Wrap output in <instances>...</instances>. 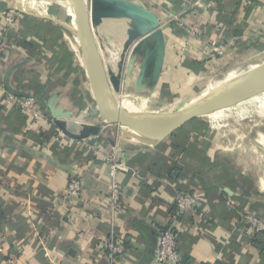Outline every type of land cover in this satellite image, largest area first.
Masks as SVG:
<instances>
[{
  "label": "crops",
  "instance_id": "0c3cea01",
  "mask_svg": "<svg viewBox=\"0 0 264 264\" xmlns=\"http://www.w3.org/2000/svg\"><path fill=\"white\" fill-rule=\"evenodd\" d=\"M129 1L152 10L164 35L163 65L150 96H188L195 79L213 66L264 48V0ZM2 19L0 85L5 91L6 81L11 90L30 95L40 86L44 109L54 97L52 106L61 114L74 115L78 106L89 113L75 121L57 118L71 135L55 140V124L13 115L16 111L3 105L0 94V264H106L104 243L112 230L126 248L119 264H156L158 235L170 224L180 191L195 194L198 203L174 224L178 264H264L251 241L254 234L241 221L248 213L264 220V181L255 182L249 167L236 169V133L217 141L210 132L187 141L172 134L157 142L109 126L95 118L88 81L83 86L72 54L65 55V31L46 33L45 23L37 21L24 37L34 43L30 49L8 35L23 29L21 18L14 29L5 30ZM105 22L97 30L113 27ZM191 28L195 38L186 34ZM95 41L102 59L103 39L96 35ZM116 44L110 48L118 52ZM143 57L136 55L132 86ZM144 85L151 86L150 81ZM81 122L98 125L100 132L74 137L83 132ZM95 141L104 151L115 146L128 170L120 177L123 201L115 217L105 204L108 166L87 149ZM72 176L80 178L82 192L66 198Z\"/></svg>",
  "mask_w": 264,
  "mask_h": 264
},
{
  "label": "water",
  "instance_id": "95a60500",
  "mask_svg": "<svg viewBox=\"0 0 264 264\" xmlns=\"http://www.w3.org/2000/svg\"><path fill=\"white\" fill-rule=\"evenodd\" d=\"M76 17L77 38L80 39V51L84 60V71L90 86L91 98L95 104L97 112L109 126H117L122 130L128 128L132 134H137L143 138L153 141H162L176 131L186 126L189 122L199 117L209 115L229 108L237 103L255 95L264 87V62L257 68L248 71L243 77L236 81V86L232 89L226 88V93L221 95H210L195 103L180 108L174 112L148 113L142 115H132L124 111L120 106L110 104L105 94L110 93L109 85L114 92L119 91L121 83L120 71L125 59V53L129 52L125 64L126 87L132 82V71L134 61L138 53H144L140 64L139 76L135 80L134 92L137 94H151L152 84L159 78L164 60V35L160 27L158 16L149 8L135 1L129 0H90L86 5L85 0H67ZM107 20L124 21L127 27L125 32L129 43L121 52L118 64L119 74H114L111 70H103L100 53L95 41L98 26ZM122 23H119L121 25ZM132 35V36H131ZM11 70L7 72L5 80L9 78ZM146 80L151 86H146ZM8 92L19 97H27L30 94L24 91L11 90L6 81ZM230 87V86H228ZM54 97L47 103V111L55 120V126L64 134L71 135L65 128L64 121L81 120L80 116L75 117L72 113L61 114L52 104ZM83 132L76 138H85L89 135L97 136L100 132L98 125L82 123ZM126 131V130H125ZM73 137V136H72ZM113 145V144H112ZM264 153V151H263Z\"/></svg>",
  "mask_w": 264,
  "mask_h": 264
},
{
  "label": "rangeland",
  "instance_id": "374dc122",
  "mask_svg": "<svg viewBox=\"0 0 264 264\" xmlns=\"http://www.w3.org/2000/svg\"><path fill=\"white\" fill-rule=\"evenodd\" d=\"M85 2L88 6L90 0H85ZM22 3L30 7L32 5L34 8L27 7L26 9H21ZM22 3L21 1L20 3H16L15 1L0 0V8L15 9L20 12L21 15L32 17L36 19V21L41 20L45 23V26L49 28V31H65L64 38L67 40L65 48L69 51V54H72L74 60L76 61L74 63L76 66L75 68H78L79 70V74H77L82 78L83 86H86V74L79 62V57L80 55L82 56L79 47V38L78 49L76 50L73 47V42L77 39V24L76 17L71 6L64 3L62 0H23ZM14 4H16V6ZM125 21L126 20L122 22L107 20L105 24L108 23L110 26L113 25V27L106 26L104 28L107 29L104 31L97 30L98 32L96 35H98L100 40L103 39V48L101 47V60L104 68L103 70H105L106 74L108 73L107 70H112L114 74H119L118 71L120 68L118 64L120 62V55L122 54L121 52H125L123 49H125L124 47L129 43L125 32V28L127 27ZM119 23L122 24L119 25ZM113 43H117L116 45H119L118 52L116 48L114 51L110 48ZM128 54L129 52L125 53V59L123 60V65L120 71L121 83L119 91L114 92L112 86L109 85L110 93L107 94L109 102L111 105L118 107L120 99L133 94L145 99L147 112L154 114L174 112L180 108L188 106L194 99L201 100L212 94L221 95V93H226L227 91H224L226 88H234L236 86L235 83L239 78L243 77L248 71L257 68L264 62V48L262 46V48L256 50L255 53H241L237 55L236 58L233 57L231 60H226L213 66L212 71H208L206 74H203L195 79L194 85L191 89L192 93L190 92L188 96L183 97L179 94L173 96L168 95V93L164 94L163 92H158L152 95V97L150 96L151 94L148 93L140 95L136 92L132 93L131 91L132 89L134 90V86L131 84L126 87L124 82V63H126ZM202 94H205L202 96L203 98L201 97ZM263 94L264 87L245 101L217 111L213 114L199 117L188 123H191L190 127L192 126V128H199V134H206L207 132H210L209 135L214 137L216 141L219 136H222L223 138H230V136H233V133H236V169L240 170L245 169L244 167H249L251 172L250 176L253 177L252 179L255 180V182L259 181V179H263L262 181H264V114L260 111L264 106V103L262 104L258 100H255ZM91 102L92 105L90 104V108L92 112L95 113V118H98V120L101 121V117L97 112L92 98ZM252 104H255L256 106ZM162 105L169 107L163 108L161 107ZM85 112H88V110H84L83 108L81 109V106H78L74 115L77 117L80 113L85 114Z\"/></svg>",
  "mask_w": 264,
  "mask_h": 264
},
{
  "label": "built area",
  "instance_id": "2783aa9c",
  "mask_svg": "<svg viewBox=\"0 0 264 264\" xmlns=\"http://www.w3.org/2000/svg\"><path fill=\"white\" fill-rule=\"evenodd\" d=\"M20 12L15 9L2 11L0 17L3 19V30L14 29L18 23ZM187 36L195 38L196 30L191 28L187 30ZM0 94L4 106L12 108L23 116L29 117L31 122L53 125L55 120L49 115L48 111H43L38 105L36 99L29 95L27 97H19L7 93L0 85ZM55 140H60L64 136L57 129ZM47 144V142H44ZM98 142L87 145V149L95 156H100L104 163L108 166V175L110 178V192L105 201L108 211L112 217L118 212L122 204V193L120 189V177L128 171L125 165L118 161L117 150L115 146H111L107 151L98 147ZM82 184L80 178L71 177L65 190L66 198H77L81 195ZM198 203L197 196L190 192H177L174 196V214L172 220L166 228L162 229L157 239V251L154 262L156 264H178L181 261V254L178 248L177 235L174 230V224L184 215L192 212ZM241 221L243 226L252 234H264V220L251 214H242ZM106 264H119L121 256L125 253L124 244L118 239L112 230L104 243ZM4 252V245L0 242V255Z\"/></svg>",
  "mask_w": 264,
  "mask_h": 264
},
{
  "label": "trees",
  "instance_id": "16d2710c",
  "mask_svg": "<svg viewBox=\"0 0 264 264\" xmlns=\"http://www.w3.org/2000/svg\"><path fill=\"white\" fill-rule=\"evenodd\" d=\"M19 17L21 18L20 22L22 25H23V29H19V31H12L10 32L8 35H9V38H12L14 37L18 43H23V46L24 47H27V48H30L32 49L35 45L34 43H31V42H25V35L30 32L32 29H36L37 28V24L38 22L36 21V19L32 18V17H29V16H26V15H19ZM20 25V26H22ZM46 29V33L47 32H51L49 31V28H47V26H44ZM60 48V47H59ZM61 48H63L61 46ZM65 55L69 56L68 52L66 51L65 52ZM37 92L35 94H33L32 96L36 99L38 105L40 106V108L46 112V109H44V105H43V100H44V94H43V90H42V87L38 86L37 88ZM13 115H17L20 117V115H18L19 113L16 111V112H12ZM11 113V114H12ZM191 124V123H190ZM190 124H187L186 126H184L183 128H181L180 130L176 131L174 133V136L175 137H181L183 140H189V136L190 135H195L199 132V128H193L192 130L193 131H189L188 129L190 128ZM188 128V129H187ZM192 128V126H191ZM194 138V137H192ZM178 172V170L176 171ZM178 177H180L179 174H177ZM252 243L255 244L260 250H261V253H262V256H264V234H254L252 236Z\"/></svg>",
  "mask_w": 264,
  "mask_h": 264
},
{
  "label": "bare ground",
  "instance_id": "6f19581e",
  "mask_svg": "<svg viewBox=\"0 0 264 264\" xmlns=\"http://www.w3.org/2000/svg\"><path fill=\"white\" fill-rule=\"evenodd\" d=\"M7 1H15L16 3H22L23 0H7ZM19 1V2H18ZM38 1V0H37ZM40 1V0H39ZM64 3L68 4L69 2L67 0H62ZM33 2V1H32ZM35 2V1H34ZM27 4V3H26ZM36 4V3H35ZM16 6V4H14ZM27 7L29 8H34V6H26L24 3L21 4V9H26ZM73 21V20H72ZM69 30V29H68ZM71 30V29H70ZM77 30V29H76ZM69 35V34H68ZM70 37V36H69ZM80 40V39H79ZM74 41V40H73ZM78 38L76 41L73 42V47L77 50L78 49ZM79 62L81 63V66L84 67V60L82 56L80 55L79 57ZM208 93V92H207ZM205 94H202L204 96ZM107 96V93L105 94ZM203 98V97H202ZM107 99L109 100L108 96ZM198 99H194L191 101V103H195ZM255 100H258L260 103H264V94L257 97ZM118 105L127 113L132 114V115H142V114H148L147 112V105H146V100L142 99L136 95L130 94L128 96L123 97L122 99L119 100ZM255 105V104H252ZM256 106V105H255ZM262 114H264V106L260 110ZM259 111V112H260ZM213 114V113H212ZM258 114V113H257ZM243 115V114H242ZM245 115V114H244ZM239 118V117H238ZM241 120V119H240ZM126 133L129 134L130 131H128V128L125 129Z\"/></svg>",
  "mask_w": 264,
  "mask_h": 264
}]
</instances>
